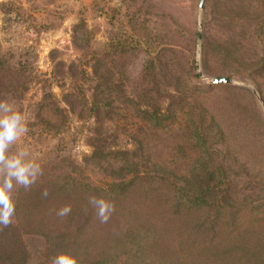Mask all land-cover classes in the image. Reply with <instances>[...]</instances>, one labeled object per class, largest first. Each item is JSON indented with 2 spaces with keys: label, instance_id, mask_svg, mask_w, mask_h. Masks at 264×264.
Listing matches in <instances>:
<instances>
[{
  "label": "rangeland",
  "instance_id": "rangeland-1",
  "mask_svg": "<svg viewBox=\"0 0 264 264\" xmlns=\"http://www.w3.org/2000/svg\"><path fill=\"white\" fill-rule=\"evenodd\" d=\"M200 3L0 0V63L21 72L14 89L0 75V99L28 127L17 145L39 179L77 184L34 217L89 256L123 244L139 245L130 264H264V0ZM127 151L145 175L121 197L94 190ZM90 196L114 202L106 224Z\"/></svg>",
  "mask_w": 264,
  "mask_h": 264
},
{
  "label": "trees",
  "instance_id": "trees-1",
  "mask_svg": "<svg viewBox=\"0 0 264 264\" xmlns=\"http://www.w3.org/2000/svg\"><path fill=\"white\" fill-rule=\"evenodd\" d=\"M20 74L21 72L16 67H6L0 63V75L4 79L5 84L11 85L13 89L21 83ZM127 153L131 155L127 157L128 166L121 173H118V181L109 183L102 189L93 188L94 190L104 193L108 198L121 197L129 190L136 179L138 180V178L145 175V173L137 169L134 162V153L129 151ZM125 171L128 172L125 173ZM60 178V176L56 175H51L45 180L41 178L38 179L31 191L25 192L23 189H19L16 192V215L13 218V223L7 228L0 230V264H32L29 260L33 254L39 258V261L41 260L39 264H46V258L50 262L54 255L69 247L77 251L81 264H130V261L136 255V247H139V245L130 247L128 250L124 249L123 246L125 245L120 244L108 251L103 250L104 252L98 256H89L83 252L82 237H78L79 242L70 240V231L68 232V230L55 234V236L47 225L36 220L34 217L36 208L43 200H47L58 192L56 187L62 193L67 194L70 191V186H74L72 185L74 180L69 183L65 177L62 181H60ZM181 182L182 184L179 185L178 190L181 198H184L183 190L185 187H183V180ZM74 184L77 185L76 183ZM49 186L52 187L49 189ZM45 188L50 191L47 199H43L40 195ZM199 197L200 195H188L185 198L192 205H199ZM81 226L83 224H80L77 228H81ZM135 244H137V241Z\"/></svg>",
  "mask_w": 264,
  "mask_h": 264
},
{
  "label": "clouds",
  "instance_id": "clouds-1",
  "mask_svg": "<svg viewBox=\"0 0 264 264\" xmlns=\"http://www.w3.org/2000/svg\"><path fill=\"white\" fill-rule=\"evenodd\" d=\"M27 132L26 117L17 101L11 97L0 99V230L13 223L16 215V192L19 189L31 191L43 175L41 164L29 149L17 145ZM40 195L47 199L49 189H43ZM88 203L93 208L96 219L102 224H106L115 211L114 202L104 197L90 196ZM71 211V206L65 205L57 210L56 215L63 218ZM50 264H81V260L77 251L69 247L54 255Z\"/></svg>",
  "mask_w": 264,
  "mask_h": 264
},
{
  "label": "water",
  "instance_id": "water-1",
  "mask_svg": "<svg viewBox=\"0 0 264 264\" xmlns=\"http://www.w3.org/2000/svg\"><path fill=\"white\" fill-rule=\"evenodd\" d=\"M204 2H205V0H201V3H200V7L201 8L203 7ZM198 39H199V41L202 39V33H201V31H199V33H198ZM213 82L214 83H233L234 80L232 78H229V77H219V78H214L213 79ZM255 93H257V91H255Z\"/></svg>",
  "mask_w": 264,
  "mask_h": 264
}]
</instances>
